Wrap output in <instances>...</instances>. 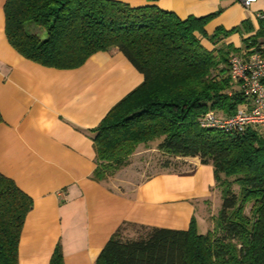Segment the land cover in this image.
Returning <instances> with one entry per match:
<instances>
[{
	"label": "trees",
	"instance_id": "trees-1",
	"mask_svg": "<svg viewBox=\"0 0 264 264\" xmlns=\"http://www.w3.org/2000/svg\"><path fill=\"white\" fill-rule=\"evenodd\" d=\"M3 10L6 38L28 60L68 70L115 48L142 74L90 132L94 179L113 176L140 144L155 140L167 157L163 167L185 157L213 166L221 204L212 228L200 233L192 220L188 229L144 227L127 238L121 225L94 264H264V129L200 126L208 112L227 117L246 104L229 72L230 53L239 48L226 40L252 32L249 20L208 33L205 25L219 11L181 19L154 3L133 7L120 0H4ZM29 23L44 37L27 29ZM258 24L242 44L246 52L264 55V17ZM201 38L213 49H205ZM15 185L0 173V264H19L20 234L32 208ZM49 264H64L60 245Z\"/></svg>",
	"mask_w": 264,
	"mask_h": 264
},
{
	"label": "crops",
	"instance_id": "crops-1",
	"mask_svg": "<svg viewBox=\"0 0 264 264\" xmlns=\"http://www.w3.org/2000/svg\"><path fill=\"white\" fill-rule=\"evenodd\" d=\"M153 4L179 18L218 14L206 25L228 30L249 20L252 32L233 33L226 43L243 49L264 17V0L245 7L239 0H120ZM0 0V173L32 199L18 247L19 264H49L60 245L64 264H94L121 225L212 228L221 204L213 166L198 157L179 158L190 169L162 171L133 186L93 178L95 152L90 132L108 110L142 81V74L111 48L74 69H57L26 59L8 42ZM261 15L262 17H259ZM205 49L213 44L201 38ZM62 193V197L58 195Z\"/></svg>",
	"mask_w": 264,
	"mask_h": 264
},
{
	"label": "built area",
	"instance_id": "built-area-1",
	"mask_svg": "<svg viewBox=\"0 0 264 264\" xmlns=\"http://www.w3.org/2000/svg\"><path fill=\"white\" fill-rule=\"evenodd\" d=\"M239 1L245 7H249L254 2V0ZM228 63L231 78L238 83L240 91L246 98V104L227 117L208 112L200 120V126L226 132H242L249 126L264 129V55L257 50L250 53L232 52ZM58 195L63 196L61 192H58Z\"/></svg>",
	"mask_w": 264,
	"mask_h": 264
},
{
	"label": "rangeland",
	"instance_id": "rangeland-1",
	"mask_svg": "<svg viewBox=\"0 0 264 264\" xmlns=\"http://www.w3.org/2000/svg\"><path fill=\"white\" fill-rule=\"evenodd\" d=\"M27 29L32 32L38 33L41 37H44L43 29L37 27L32 23L26 25ZM158 140L150 142L148 145L140 144L136 151L131 155L129 164L116 172L113 176L108 177L111 179H116L117 183L133 186L138 181L145 179L148 176L156 174L162 171H184L186 166L181 164V159H170V165L168 168L163 167L164 163L167 161L166 155L162 154L157 149ZM235 190L237 189L234 186ZM220 207V206H219ZM204 224L199 226V232H206ZM123 236L137 237L138 231L135 228L126 226L122 230Z\"/></svg>",
	"mask_w": 264,
	"mask_h": 264
}]
</instances>
